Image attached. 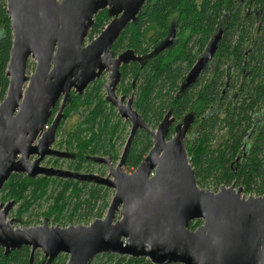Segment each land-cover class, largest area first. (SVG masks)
I'll return each mask as SVG.
<instances>
[{"label":"water","instance_id":"1","mask_svg":"<svg viewBox=\"0 0 264 264\" xmlns=\"http://www.w3.org/2000/svg\"><path fill=\"white\" fill-rule=\"evenodd\" d=\"M148 0H6L13 45L7 67L9 89L0 105V194L13 175L75 180L115 191L103 219L89 226H41L16 229L9 216L15 201L0 204V248L9 256L29 248L33 263L66 255V264H92L103 254L146 259L152 264H264V196L248 197L234 183L218 192L201 189L186 140L192 114L175 127L169 112L151 131L153 147L132 173L124 171L139 131H150L134 109V98L119 99L121 67L141 62L135 51L115 56L112 49L127 27L136 22ZM111 19L101 34L86 44L100 12ZM224 31L217 30L204 54L186 77L183 89L194 85L215 58ZM175 30L152 58L174 45ZM34 63L28 74L29 63ZM108 73L106 102L131 125L119 163L111 157L89 160L106 166L108 175L80 174L43 166L47 158L73 159L54 150L56 135L71 93L81 96ZM127 100V104H125ZM60 104L57 115L53 110ZM201 226L191 230L194 222Z\"/></svg>","mask_w":264,"mask_h":264},{"label":"trees","instance_id":"2","mask_svg":"<svg viewBox=\"0 0 264 264\" xmlns=\"http://www.w3.org/2000/svg\"><path fill=\"white\" fill-rule=\"evenodd\" d=\"M109 22L107 12H100L88 41L98 37ZM222 24L228 25L217 65L194 88L181 91L196 57ZM171 28L177 36L174 45L149 58L168 38ZM12 45L6 0H0V105L9 89L6 74ZM127 50L135 51L142 60L123 66V71L121 68L119 93H134V107L150 131H139L125 168L136 170L145 159L153 147L151 131L169 112L176 122L192 114L195 126L186 148L197 184L218 192L222 186L236 183L245 196H264V0H148L137 21L127 27L112 49L114 55ZM33 68L30 62L28 71ZM105 84L104 79L97 80L82 96L71 94L64 118L77 116V122L68 129L67 123L63 124L56 143L57 149L74 157L65 161L69 171L91 173L88 168L97 164L89 158L95 156L111 157L115 163L121 159L117 144L127 124L106 102ZM49 161L53 167L60 162ZM111 199L112 191L103 186L25 175H13L0 194V204L15 201L14 216L26 228L37 204H48L37 218L67 226L102 219ZM25 216H29L28 222H24ZM201 224L194 222L190 228L196 230ZM30 260L29 248L9 256L0 248V264H42L44 258L38 251L33 263ZM67 261L68 257L61 255L53 264ZM92 264L152 263L103 254Z\"/></svg>","mask_w":264,"mask_h":264},{"label":"rangeland","instance_id":"3","mask_svg":"<svg viewBox=\"0 0 264 264\" xmlns=\"http://www.w3.org/2000/svg\"><path fill=\"white\" fill-rule=\"evenodd\" d=\"M88 43H89V41H87ZM34 64V63H33ZM34 68H35V64H34ZM34 68H33V70H29L28 71V74H31V73H33V71H34ZM104 81L105 82H107L108 81V77H107V75L105 76V79H104ZM104 92H105V96H106V91H105V89H104ZM116 111H117V109H116ZM117 113H118V111H117ZM123 120V119H122ZM77 122V116H74V117H72L71 118V120L68 122V124H67V127H71L73 124H75ZM123 122L125 123V124H127V128H126V133L124 134V136L122 137V138H120L119 139V142H118V144H117V152H118V154H119V156H120V158H121V155H122V153H123V150H124V145H125V143H126V138H127V136L129 135V133H130V128H131V125L128 123V122H126L125 120H123ZM129 124V125H128ZM66 129H68V128H66ZM45 162V161H44ZM117 163H119V161L117 162ZM51 165H52V163H50V161H47V163L45 162L44 164H43V166H46V167H51ZM57 168H59V169H62V170H67V171H69V168H67V163L64 161V163H63V165L62 164H59L58 166H57ZM90 171H91V173H83V174H95V175H99V176H101V177H106L107 175H108V170H107V168L104 166H100V165H94V166H90L89 168H88ZM134 171H135V169H133ZM133 170H128V169H126V168H124V171L126 172V173H129V174H131V173H133L134 171ZM71 171V170H70ZM199 186V185H198ZM237 186L239 187V185L237 184ZM200 187V186H199ZM201 188V187H200ZM201 189H204V190H209V191H212V192H214V190H212V189H208V188H201ZM112 191V199H113V197H114V195H115V191L114 190H111ZM243 195L245 196V194H244V190H243ZM246 198H248V197H252V196H245ZM254 198H257V196H253ZM112 199H111V201H112ZM47 206H48V204L46 203V202H44V203H41L40 205H36V206H34L33 207V209H32V212H33V216H31L33 219H32V222H31V225H30V227L29 228H34V227H38V226H41L42 225V222H43V220H44V218L43 217H40V218H37L36 217V214H39V212H41V211H44V210H46V208H47ZM17 211V207H14L13 208V210H12V212H11V214H10V216H9V218L10 219H16L15 218V216H14V214H15V212ZM106 213H107V211L104 213V216L102 217V219L105 217V215H106ZM36 219H38V220H36ZM30 220V218H29V216H25L24 217V222L25 221H29ZM93 218L91 219V220H89V222H83V223H81V224H72V225H67V226H61L60 224H54L52 221H50L49 222V225H50V227H59V228H61V229H65V228H68V227H70V226H74V227H77V226H89L91 223H93ZM77 223V222H76ZM15 228L16 229H25L26 227L22 224H16L15 223ZM40 252V251H39ZM41 253V256H42V258H44V256H43V254H42V252H40Z\"/></svg>","mask_w":264,"mask_h":264},{"label":"flooded vegetation","instance_id":"4","mask_svg":"<svg viewBox=\"0 0 264 264\" xmlns=\"http://www.w3.org/2000/svg\"><path fill=\"white\" fill-rule=\"evenodd\" d=\"M242 1H245V0H242ZM110 21H111V19H110ZM110 23V22H109ZM108 23V24H109ZM227 25L228 24H222V25H219L216 29L217 30H223L224 31V33H225V31H226V28H227ZM173 26V25H172ZM107 27V26H106ZM105 27V28H106ZM216 30V31H217ZM215 31V32H216ZM176 33V32H175ZM215 34H213V36H214ZM213 36H212V38H213ZM223 36H224V34H223ZM176 34H175V39H176ZM97 38V37H96ZM212 38H211V40H212ZM223 39V38H222ZM211 40H210V42H211ZM87 41H88V39H87ZM86 41V44H89L88 42ZM175 41V40H174ZM210 42L208 43V45L206 46V48L204 49V51L201 53V54H199L197 57H196V61H195V63H194V65L190 68V70L188 71V73H187V75L189 74V72L191 71V69L195 66V64H196V62L198 61V59L204 54V52L206 51V49H207V47L209 46V44H210ZM221 43H222V41H221ZM221 43H220V45H221ZM155 49V48H154ZM153 49V50H154ZM219 49H220V47H219ZM219 49H218V52H219ZM152 50V51H153ZM218 52H217V54H216V56H215V58L213 59V61L209 64V66L202 72V74L200 75V78L198 79V81L194 84V85H192L191 87H189V88H187V89H192V88H194L200 81H201V79H202V77L204 76V74L205 73H207L209 70H211L212 68H214L216 65H217V60H216V58H217V56H218ZM118 55H120V54H118ZM118 55H115V56H118ZM123 67V66H122ZM121 67V68H122ZM121 70V69H120ZM107 75V77L109 78V76H108V73H104V75L102 76V78L101 79H105V76ZM187 75H186V77H187ZM186 77H185V80H186ZM101 79H99V80H101ZM98 80V81H99ZM185 80H184V82H185ZM121 81H122V76H121ZM96 82V81H95ZM108 82V81H107ZM107 82H106V84H107ZM184 82L181 84V91H183V90H187V89H183V85H184ZM105 84V85H106ZM92 85V84H91ZM90 85V86H91ZM120 85H121V82H120ZM120 85L118 86V89H117V95H118V97H119V99L120 98H122V97H126L127 99L128 98H130V97H133L134 98V101H135V95H134V93L132 94V95H123V94H121V93H119V89H120ZM89 86V87H90ZM89 87H88V89H89ZM87 89V90H88ZM86 90V91H87ZM85 91V92H86ZM106 91V90H105ZM72 93H74L75 94V92H72ZM71 93V94H72ZM77 95V94H76ZM82 96V95H81ZM106 98V97H105ZM125 104H127V100H126V102H125ZM67 107V106H66ZM59 108H60V104H58L57 106H56V108L53 110V112L55 111V110H58L59 111ZM134 109H135V107H134ZM65 110H66V108H65ZM65 110H64V116H65ZM136 110V109H135ZM58 111H57V113H58ZM57 113L55 114V116L57 115ZM54 116V117H55ZM173 117V116H172ZM186 117V116H185ZM184 117V118H185ZM174 118V117H173ZM184 118H183V120H184ZM67 118H64L63 117V120H62V122H61V125H60V128L63 126V124H65V123H67L68 124V122L71 120V118L69 119V120H67ZM174 120H175V124H174V126L172 127V129H171V132H170V134L171 133H173L172 134V136H174V129H175V127L177 126V125H179L182 121H180V122H176V119L174 118ZM159 126V125H158ZM195 126V122L193 123V126H192V129L190 130V132H189V134H188V137H187V140H189V138H191L190 136L192 135V132H193V127ZM59 128V129H60ZM66 128H69V127H67V125H66ZM59 129H58V131H59ZM130 130H131V128H130ZM156 131V130H155ZM58 133V132H57ZM170 134H169V138H171L172 136H170ZM129 135H130V133H129ZM129 137V136H128ZM128 139V138H127ZM186 140V141H187ZM127 142V141H126ZM56 143H57V135H56V141H55V144H54V146H53V148H54V150H58V151H60L59 149H57L56 148ZM126 145V144H125ZM125 147V146H124ZM62 152H64V151H62ZM122 156V155H121ZM53 159H57V158H47L46 160H45V162L47 163V161H49V160H53ZM58 160H60V162H59V164H62L63 165V163H64V161H69V160H65V159H58ZM113 161V160H112ZM44 162V163H45ZM43 163V164H44ZM113 164H114V166H116L118 163H115L114 161H113ZM46 167V166H45ZM104 167V166H103ZM106 167V166H105ZM51 168H56V169H59V168H57V167H53V166H51ZM107 168V167H106ZM107 170H108V168H107ZM129 174V173H128ZM132 174V173H131ZM238 187V186H237ZM239 188H241V187H239Z\"/></svg>","mask_w":264,"mask_h":264},{"label":"bare ground","instance_id":"5","mask_svg":"<svg viewBox=\"0 0 264 264\" xmlns=\"http://www.w3.org/2000/svg\"><path fill=\"white\" fill-rule=\"evenodd\" d=\"M150 9V8H149ZM122 71H123V68H122ZM122 73V72H121ZM91 115V114H90ZM129 125V124H128ZM132 162V161H131Z\"/></svg>","mask_w":264,"mask_h":264}]
</instances>
